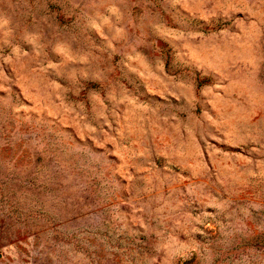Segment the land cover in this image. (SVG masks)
Listing matches in <instances>:
<instances>
[{
    "label": "rangeland",
    "instance_id": "obj_1",
    "mask_svg": "<svg viewBox=\"0 0 264 264\" xmlns=\"http://www.w3.org/2000/svg\"><path fill=\"white\" fill-rule=\"evenodd\" d=\"M0 264H264V0H0Z\"/></svg>",
    "mask_w": 264,
    "mask_h": 264
}]
</instances>
